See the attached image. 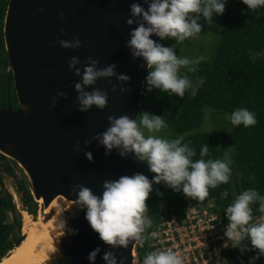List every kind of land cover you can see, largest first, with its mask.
<instances>
[{"label":"water","instance_id":"water-1","mask_svg":"<svg viewBox=\"0 0 264 264\" xmlns=\"http://www.w3.org/2000/svg\"><path fill=\"white\" fill-rule=\"evenodd\" d=\"M144 4V0H9L4 20V39L9 57L7 82L13 74L18 106L0 108V153L14 160L27 176L31 193L46 209L43 223H49L61 213L67 227L76 234L54 226L53 250L43 264H90L88 253L97 246L113 250L124 264H133L136 243L128 248L111 249L90 227L84 211L74 205L72 188L83 184L96 194L102 191L104 180L132 176L138 172L139 160L134 154L118 155L114 149L105 155L103 146L92 137L108 126L107 116L127 114L135 119L142 105V94L147 68L143 61L134 59L126 47L130 28L129 5ZM146 7V5H145ZM42 9V10H41ZM63 13L61 19L60 13ZM71 41L79 37L78 48H63L56 38ZM157 42L161 39L152 36ZM78 57L83 67L88 57L98 61V67L115 64V71L130 77L121 92L112 84L116 78L98 79L89 86L105 89L108 102L104 109L93 106L89 111L78 110L74 82L80 77L68 67L71 57ZM57 91L55 107L51 98ZM88 140L87 145L84 141ZM79 142V151L75 145ZM90 151L93 160L84 153ZM0 171L3 166L0 162ZM2 195H0V204ZM52 229V228H51ZM26 237L20 231L16 246ZM95 264H104L97 254Z\"/></svg>","mask_w":264,"mask_h":264},{"label":"clouds","instance_id":"clouds-1","mask_svg":"<svg viewBox=\"0 0 264 264\" xmlns=\"http://www.w3.org/2000/svg\"><path fill=\"white\" fill-rule=\"evenodd\" d=\"M226 3L227 0H144L143 5L137 2L129 5L130 15L125 23L135 27L130 28L126 47L134 59L143 61L141 67L147 68V91L156 89L180 98L186 92L189 96L196 95L204 79L191 77L189 74L197 72L204 57L177 55L175 47L198 36L202 29L200 21L203 19L207 24L212 23L215 16L224 13ZM242 3L251 12L264 8V0H242ZM59 15L62 19L64 14L61 12ZM153 35L161 40H174L175 44L165 46L152 39ZM56 42L63 48L73 49L82 44L79 37H74L71 41L57 37L53 43ZM260 58H264V49L249 51V59L253 62ZM78 64L80 60L75 56L68 61L69 69L80 77L73 84L79 111H89L93 106L101 110L106 107L107 90L97 87L87 90L98 79L115 77L117 84H112V90L115 91L118 85L121 92L128 90L124 84L130 77L117 73L115 64L98 67V61L92 57L87 58L82 68L77 67ZM66 95L63 91H57L51 98V106L55 107L57 97ZM225 118L233 126L249 127L257 123L256 114L246 107L232 110ZM107 121L106 129L92 137L98 145L103 146L105 155H109L114 149L121 157L134 154L154 173L151 179L138 171L132 176L122 175L116 179L104 180L99 194L83 184L73 186L74 205L84 211L90 227L111 249L128 248L130 242L143 244V233L151 223L145 213L148 209L146 200L153 191V184L162 183L173 192H181L186 197L204 201L210 188L226 184L230 179L232 160L228 153L223 158L206 159L209 151L206 143L200 146L197 158L195 148L190 147L183 136L169 138L158 135L168 126L161 115L142 111L135 119L121 114L108 115ZM88 143V140L84 141L85 145ZM75 150L79 151V142L75 145ZM84 155L89 161L93 160L90 151H85ZM250 179L254 180V177ZM254 204L258 205L259 215L253 214ZM223 212L228 223L223 232L226 239L221 247L238 248L243 256L250 250V244L251 249L258 252L249 257L248 264H255L259 257L264 256V195L255 188L244 189ZM60 223L64 232H78L77 229L67 227L64 216ZM151 235L155 236L156 233ZM245 240L248 243H244ZM219 252L220 248H217L214 264H229L227 259L219 257ZM97 254L102 255L104 264H124L123 257L118 258L113 250L106 249L101 253L99 246L88 253L90 264H95ZM142 264H185V258L171 249H156L143 257Z\"/></svg>","mask_w":264,"mask_h":264},{"label":"trees","instance_id":"trees-1","mask_svg":"<svg viewBox=\"0 0 264 264\" xmlns=\"http://www.w3.org/2000/svg\"><path fill=\"white\" fill-rule=\"evenodd\" d=\"M8 3L9 0H0V108H5L9 104L12 108L18 106L13 74L9 86L7 82L9 57L4 39V20ZM200 23L201 33L177 45L175 51L180 56H204L197 72L189 74L191 77H203V85L195 96H189L186 92L185 96L180 98L156 89L147 91L144 84L142 105L138 114L148 111L163 116L168 126L158 135L169 138L183 136L184 141L195 148L197 158L200 146L207 143L209 151L206 159L223 158L228 149L222 146L216 131L201 129L204 125L205 106L223 113H231L236 108L246 107L256 114L257 123L253 126L232 125L234 151L228 153L232 160L230 179L226 184L210 188L209 195L204 200L214 201L217 206L215 211L221 213L232 202L235 196L234 189L237 195L247 188H255L264 195V58L255 62L249 59L250 50L264 49V8L251 12L242 0H227L222 15L215 16L210 24L203 19ZM209 32L211 35H208ZM160 43L172 46L175 41L166 39ZM7 159L0 153V162L2 161L3 166V171H0L2 195L0 259L16 245L22 228L13 196L5 187L3 180L4 172L15 175ZM13 162L16 163L14 160ZM138 171L149 179L154 175L142 161H139ZM251 177H254V180L250 179ZM16 187L29 213L35 215L38 202L34 200L31 189L25 187L23 180H19ZM158 192L163 195H159ZM192 200L197 203L203 202ZM146 204L148 209L145 214L151 223L145 228L143 243L147 242L148 232L162 219L169 217L171 213L184 211L187 197L181 192H173L162 183L153 184V191L149 194ZM252 207L253 214L259 215L258 205L254 204ZM9 212L14 216L12 221L8 220ZM244 243L248 241L245 240ZM249 249L243 256L238 248H224L222 253L235 261V264H241V261L248 264L249 257L258 252L251 249L250 244ZM137 252L142 262L149 248L147 245L140 247L137 244ZM255 264H264V256L259 257Z\"/></svg>","mask_w":264,"mask_h":264},{"label":"built area","instance_id":"built-area-1","mask_svg":"<svg viewBox=\"0 0 264 264\" xmlns=\"http://www.w3.org/2000/svg\"><path fill=\"white\" fill-rule=\"evenodd\" d=\"M215 207L214 201L197 203L187 197L184 211L171 213L162 219L148 232L147 242L139 244L140 247L147 245L149 252L156 249L174 250L185 258V264H214L217 259L214 253L220 248L219 257L234 264L233 260L223 255L224 248L221 247L226 239L223 232L228 220L224 212H216ZM133 264H142L137 247Z\"/></svg>","mask_w":264,"mask_h":264},{"label":"rangeland","instance_id":"rangeland-1","mask_svg":"<svg viewBox=\"0 0 264 264\" xmlns=\"http://www.w3.org/2000/svg\"><path fill=\"white\" fill-rule=\"evenodd\" d=\"M208 35H211V32H209ZM202 55H203V51H202ZM199 56H201V55H199ZM204 111H205V117H204V121H203L204 125L201 126V129L216 131L219 135L220 143L222 144V146H224L228 149L227 153H229V151L233 152L234 151V142H233L232 124L230 123L229 120H227L225 118L226 115L230 114V113H223V112L217 111L216 109L211 108L209 106H205ZM150 113H152V112H150ZM229 145L232 146V148H230ZM6 161H8L12 165L15 175L10 174L9 172H4V174H3L4 184H5V187L7 188V190L13 196L14 202L16 204L17 216L22 222V228L21 229H22V231H24L26 223L36 219L39 215L43 216V214L45 212H44V209H42L40 211L41 207L38 204L37 213L35 215H32L29 213L25 203L21 199V195L19 193V190L16 187V183H18L19 180H23L25 183V187L28 189H31L30 182L18 164L14 163L13 160L9 159V158ZM0 188H1V184H0ZM234 193L236 196L237 195L236 189H234ZM235 196H233V199ZM42 208H43V206H42ZM162 208H164V205H162ZM13 218H14L13 214L9 212L8 220L12 221ZM235 263L236 262L234 261V264Z\"/></svg>","mask_w":264,"mask_h":264},{"label":"bare ground","instance_id":"bare-ground-1","mask_svg":"<svg viewBox=\"0 0 264 264\" xmlns=\"http://www.w3.org/2000/svg\"><path fill=\"white\" fill-rule=\"evenodd\" d=\"M52 202L49 208H42L44 212L54 206ZM61 213L54 217L51 222L43 223V216L25 224L23 233L26 237L20 244L14 246L7 255L0 259V264H43L48 254L53 250L52 231L54 226H60ZM52 228V229H51Z\"/></svg>","mask_w":264,"mask_h":264}]
</instances>
